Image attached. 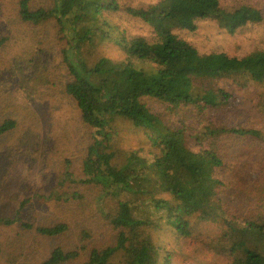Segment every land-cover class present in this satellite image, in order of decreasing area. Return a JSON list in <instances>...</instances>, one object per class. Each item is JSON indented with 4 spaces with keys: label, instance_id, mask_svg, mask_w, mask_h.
<instances>
[{
    "label": "trees",
    "instance_id": "1",
    "mask_svg": "<svg viewBox=\"0 0 264 264\" xmlns=\"http://www.w3.org/2000/svg\"><path fill=\"white\" fill-rule=\"evenodd\" d=\"M263 20L257 6L221 0H0V45L11 29L28 35L0 68V190L17 188L75 125L87 143L63 179L87 187L96 220L81 230L24 220L32 198L12 193L0 257L171 264L194 244L228 264H264V127L251 116L264 113V49L200 53L189 37L202 22L235 35ZM103 43L123 57L106 58ZM219 81L237 88L206 85ZM250 83L259 93L247 107L234 89ZM230 198L253 205L241 214Z\"/></svg>",
    "mask_w": 264,
    "mask_h": 264
},
{
    "label": "rangeland",
    "instance_id": "2",
    "mask_svg": "<svg viewBox=\"0 0 264 264\" xmlns=\"http://www.w3.org/2000/svg\"><path fill=\"white\" fill-rule=\"evenodd\" d=\"M229 6L233 5H250L257 6L264 13V0H221ZM12 32H6L2 35L8 40H4L0 45V68H3L6 60L16 54L23 44V40L27 38V34L20 29H11ZM191 42L197 47L200 53L225 52L234 56H245L254 50L264 49V20L254 26H247L239 33L229 34L221 30L213 22H202L196 32L189 36ZM99 51L105 54L106 58L117 60L122 58L123 54L111 44L103 43ZM210 88H237L226 81L212 82L206 84ZM245 90L234 89V93L245 106H249L255 101L259 93V86L250 83ZM252 120L257 127H264V113H251ZM135 136H141L138 133H125L124 137L128 140H137ZM51 148L46 146L42 149L40 163L28 173L17 188L15 186L0 190V217L9 216L13 212L14 205L9 197L16 192V198L21 196L22 199L32 198L29 206V215L24 212V220L30 218L37 224L50 225L58 222H66L73 229H92L95 224V210L93 204V195H91L87 187L80 186L76 183H69L63 179V175L71 172L69 169L79 166L80 160L83 158V152L87 141L83 139V131L78 130L76 126L70 127L69 139H60L55 137ZM51 139V141H52ZM71 165L68 166L67 165ZM241 171L248 183L257 181V174L247 164L241 166ZM226 203L241 209H245L253 205L248 200L234 201L227 199ZM241 211L239 213H244ZM12 231L6 230L5 233ZM5 238V237H4ZM41 246H45L52 251L57 242L43 240ZM193 245V247H192ZM181 246L180 248H182ZM5 250L9 247L4 245ZM180 248L173 250V259L171 264H228L227 259L222 256L208 254L204 249L196 250L194 244H190L187 249L180 253ZM44 256L36 253V259ZM46 257V255L44 256ZM43 257V258H44ZM15 264H25L24 257H18ZM42 259V258H41ZM7 253L0 257V264H11L8 261ZM15 260V259H14Z\"/></svg>",
    "mask_w": 264,
    "mask_h": 264
}]
</instances>
